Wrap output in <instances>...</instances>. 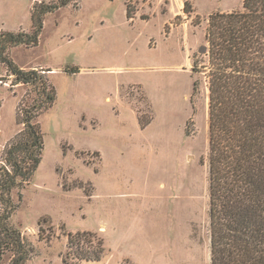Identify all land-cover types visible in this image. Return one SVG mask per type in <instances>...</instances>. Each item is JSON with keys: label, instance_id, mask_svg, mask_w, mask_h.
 I'll return each mask as SVG.
<instances>
[{"label": "rangeland", "instance_id": "1", "mask_svg": "<svg viewBox=\"0 0 264 264\" xmlns=\"http://www.w3.org/2000/svg\"><path fill=\"white\" fill-rule=\"evenodd\" d=\"M57 1L0 0V33H31L34 5ZM243 3L81 0L45 17L37 46L7 50L56 96L36 119L40 164L12 192L24 264L212 263L209 79L193 69L210 65V17ZM8 74L0 64V166L42 98ZM78 247L103 256L79 261Z\"/></svg>", "mask_w": 264, "mask_h": 264}, {"label": "trees", "instance_id": "2", "mask_svg": "<svg viewBox=\"0 0 264 264\" xmlns=\"http://www.w3.org/2000/svg\"><path fill=\"white\" fill-rule=\"evenodd\" d=\"M80 1L36 4L31 33H0V64L16 84L40 85L42 96L31 107L24 103L19 122L24 129L0 166V263L8 250L14 252L10 264H24L33 255L34 248L10 223L17 210L12 192L28 184L40 164L43 137L36 119L41 102L47 107L56 98L41 74L21 69L7 50L37 46L45 17L77 8ZM207 41L210 65L193 70L207 72L209 79L211 264H264V0H244L243 11L213 14ZM76 251L79 261L103 256L93 247Z\"/></svg>", "mask_w": 264, "mask_h": 264}, {"label": "water", "instance_id": "3", "mask_svg": "<svg viewBox=\"0 0 264 264\" xmlns=\"http://www.w3.org/2000/svg\"><path fill=\"white\" fill-rule=\"evenodd\" d=\"M201 52H203V51L201 50Z\"/></svg>", "mask_w": 264, "mask_h": 264}]
</instances>
